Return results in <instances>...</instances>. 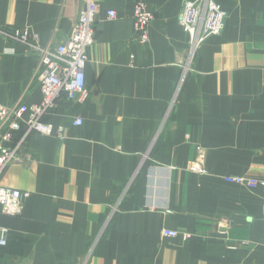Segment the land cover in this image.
Listing matches in <instances>:
<instances>
[{"label":"crops","instance_id":"0c3cea01","mask_svg":"<svg viewBox=\"0 0 264 264\" xmlns=\"http://www.w3.org/2000/svg\"><path fill=\"white\" fill-rule=\"evenodd\" d=\"M192 1L99 0L89 99L62 97L46 120L64 137L29 135L0 175L1 187L29 194L20 215L0 204L9 230L0 264H264V193L225 180L264 181V0H214L228 13L225 29L201 46L176 94L189 57L178 18ZM138 2L155 14L147 45L136 38ZM83 8L0 0V28H30L55 47ZM39 63L0 38L2 105L42 102ZM24 132L0 119V147H16ZM199 150L204 175L187 170Z\"/></svg>","mask_w":264,"mask_h":264},{"label":"built area","instance_id":"2783aa9c","mask_svg":"<svg viewBox=\"0 0 264 264\" xmlns=\"http://www.w3.org/2000/svg\"><path fill=\"white\" fill-rule=\"evenodd\" d=\"M100 14L99 0H84V8L73 27L71 36L55 47L42 45L40 35L30 28L17 30L0 28V38L23 45L39 56L38 81L43 97L40 104L31 106L22 104L9 108L0 103V119L11 132L25 131L16 147H0V175L10 163L19 161L18 151L29 135L37 133L48 137H64L63 127H55L46 120V116L58 108L62 97L78 103H85L89 99L85 69L89 62V51L95 44L96 23ZM227 16L228 13L214 0L185 3L178 22L189 35V57L179 79L176 94L181 91L186 82L188 70L196 53L210 37L218 36L224 31ZM117 17L116 11L107 12L108 19L114 20ZM154 18L155 14L146 3L136 4L134 24L136 38L141 45L149 43V28ZM25 114H28L26 119ZM82 124L81 119L75 121L76 126ZM12 135L8 137L11 138ZM198 157L187 166V170L206 174L207 168L200 150ZM225 180L228 183L246 186L251 190L261 189L264 193V181L242 176L228 177ZM28 196V193H22L17 189L0 186V204L4 214L20 215L23 212L24 199ZM8 234V229L0 227L1 247L7 245ZM163 235L176 238L179 233L174 230H165Z\"/></svg>","mask_w":264,"mask_h":264},{"label":"rangeland","instance_id":"374dc122","mask_svg":"<svg viewBox=\"0 0 264 264\" xmlns=\"http://www.w3.org/2000/svg\"><path fill=\"white\" fill-rule=\"evenodd\" d=\"M154 19H155V18H154ZM222 33H223V32H222ZM222 33H221V34H222ZM221 34H220V35H221ZM149 41H150V37H149ZM146 45H147V44H146ZM198 156H199V155H198ZM198 158H199V157H197L196 159H198ZM191 163H192V162H190V164H191ZM204 164H205V163H204ZM205 167H206V166H205ZM206 168H207V167H206ZM206 174H207V173H206ZM202 175H204V174H202ZM164 231H165V230H164ZM164 231H163V232H164Z\"/></svg>","mask_w":264,"mask_h":264}]
</instances>
